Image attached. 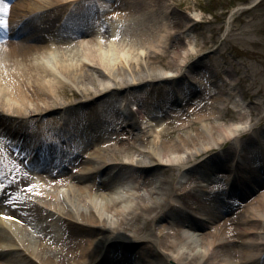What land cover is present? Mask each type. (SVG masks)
<instances>
[{
    "label": "bare ground",
    "instance_id": "bare-ground-1",
    "mask_svg": "<svg viewBox=\"0 0 264 264\" xmlns=\"http://www.w3.org/2000/svg\"><path fill=\"white\" fill-rule=\"evenodd\" d=\"M119 1L121 0L114 1L116 4L113 3V12L105 11L104 14L101 10L95 18L97 3L101 2L99 0H0V21L4 24L0 27V126L5 135H9L11 131L12 136H18L20 133L21 140L20 145L11 144L2 154L12 162L19 161V158L23 161L14 166L19 172L14 183L10 181L2 187L0 182V190L2 198L5 195V198L20 199V205L13 209V215L17 216L16 221L18 219L25 228L20 230L12 222L0 220V264H144L148 257H155L160 264H167L169 259L177 264H231L228 260L232 255H239L241 261L238 264H249L250 252L246 249H236L235 246H250L252 249L249 251H258L261 247V252H264V242L243 241V238L248 240L253 237L246 236L256 233L253 230L258 225L259 228H264V217L255 213L258 207L264 208V181L258 176L253 183L255 175L244 170L253 169L254 162L257 166L264 165V156L262 157L261 153L264 152V144L258 146L261 152L256 158L257 162L252 160L255 158L251 157V146H247L252 138H248L242 144L243 147L241 145V148L236 149L239 160L242 159L249 165L247 168H241L242 164L238 160L235 162L236 167L230 170V164L226 167L225 164L218 163L212 167L206 163L216 157V154L210 157L204 155L206 150L216 148L218 155L223 156L224 151L217 147H221L230 139L234 141V148L244 133L242 124L248 122L247 116L242 121L244 115L239 111V123H210L211 119L216 117L213 112H219L217 117L221 118L219 108H216V111L214 109V102L222 99L219 94L218 97L214 94L218 93L217 91L212 92V96L191 98L186 94L183 98H174V104L170 103L166 112L170 116L173 113L175 123L171 131L177 130L178 133L175 138L168 137L170 140L156 139L160 133L165 137L169 135L170 130L165 131L164 128L169 121L166 118L170 116L162 114L159 118V111L153 110L147 114L143 113L141 119L138 116L131 119L129 116H121L119 106L117 108L113 103L106 113L97 114L95 126L115 123L113 126L117 129L114 132L108 136L97 131V128L92 132L84 131V136L73 134L72 139L67 138L66 142H62L63 145L52 143L46 147L45 143L38 144L37 136L29 135L31 131L21 129L19 125L13 127L7 121L18 117L35 122L42 112L51 108L61 114L66 130L72 132L73 128H67L66 125H71L69 115L73 109H79L82 105H99L104 103L107 97L114 99L115 95L119 94L126 99L132 90H141L145 85H152L157 81L176 83L189 75L193 77L190 73L196 69L188 64L184 68L171 69L179 61L184 62L190 54L187 53V45L179 47L184 41H179L177 33L166 32L163 18L154 15V11H148L146 4L151 5V2L141 1L132 5L129 0H122L121 3ZM83 2H87L86 5ZM154 6H157L160 12L164 0H154ZM65 10L70 15L68 19L84 23L83 26L73 27L74 40H63L62 43H65V47H75L76 51L88 58L91 66L89 71L84 69L88 62L77 60L75 64L60 55L69 50L64 51L57 46L56 33L52 31L61 25H68ZM116 13V18L121 21L113 18V29H110L108 36H105V33L103 36L106 38H103L101 27L105 28L107 24L108 28L109 15ZM145 14L151 19L157 17L156 21L144 22ZM99 17L107 21L104 22ZM159 18L163 22H158ZM181 24V28L186 25L182 22ZM187 29H182L183 34ZM20 32L26 33L27 39H21ZM42 32H48L52 41L46 40L38 44L29 42ZM172 37L176 42L172 46L174 48L170 52V59L162 63L163 58H159L168 54ZM152 47L160 50L151 51ZM189 48L193 49L191 45ZM142 54L144 59L146 55L148 57L143 64L140 58ZM157 63L160 65H156ZM201 65L202 63L198 68L200 70L203 69ZM105 78L111 80L110 85L103 80ZM77 81H83V89L76 84L79 83ZM70 82L75 86L68 90L67 85L69 86ZM222 92L228 95L225 89ZM79 96L84 97L85 101H78L76 98ZM60 98L63 102H60ZM189 102L201 108L203 112L192 111ZM128 107L132 113L138 110L137 102L132 100L129 101ZM79 111L81 116L87 113L84 110ZM1 112H5V119ZM53 121L54 118L52 123ZM201 121L208 122L203 124ZM194 124L196 125L189 130V126ZM137 128L138 132L135 133ZM141 128H145V131ZM61 136L62 134H59L60 140ZM89 136H94V139ZM254 136L264 143L263 135ZM86 139L91 142L89 146L84 142ZM83 143L86 149L82 147ZM66 150L69 151L67 159L77 164V174L71 179L75 182L74 188L71 185L68 187L63 179L46 176L52 173L47 165L61 164L62 161L56 160L55 157L65 154ZM82 152L84 155L81 156ZM199 155L203 157L201 162L192 159ZM134 156L141 158L133 160ZM144 157L147 160L142 161ZM189 161L190 164H187ZM176 165L178 171L182 169L186 174L183 176L184 180L177 187L162 185L158 170H164V174L169 173ZM224 166L228 168L227 176L231 177L234 187L231 188V194L226 196L225 183L220 184L219 188L222 189L224 197L219 198L217 194L220 189L214 192L216 189L211 188V185L220 182V176L215 170L223 169ZM56 171L60 177L70 174L69 166L65 164ZM101 173L108 174V177L99 179ZM127 174L131 177L128 178ZM118 175L126 176L131 183H136L133 188L125 190V198L103 191L110 189L115 192L118 184L115 185L114 182ZM32 180L38 183V187H42L35 189ZM244 180H248L251 186L246 187ZM43 185L62 186L66 195L61 197L57 192L44 195ZM239 189L242 191H238ZM232 196L234 197L231 198ZM173 197L180 199L184 207L172 203L170 199ZM204 198L214 201L213 208L218 204L223 206L216 216L217 220L209 225L206 220L196 219L189 222L183 209L193 207L192 204L195 203L197 213L205 212L201 209ZM1 203L2 201L0 215H4L5 209ZM205 213L207 220H214L213 210ZM167 218L174 221L177 230L173 228L164 232L163 228H159L158 233L154 234L153 225H157V222L161 225L162 220ZM139 219L145 221L143 225H137ZM32 221L41 222L38 231L37 225H34L36 223ZM234 222L242 225L240 231L233 228ZM56 223L58 227L53 228ZM31 224L34 225L35 231ZM185 225L193 232L192 237L183 231ZM196 233L202 238L199 240L201 244L195 237ZM172 238L187 244V249H182V245H177ZM161 246L170 252H161ZM262 257L260 261H257V258L254 264H264V256Z\"/></svg>",
    "mask_w": 264,
    "mask_h": 264
},
{
    "label": "rangeland",
    "instance_id": "rangeland-1",
    "mask_svg": "<svg viewBox=\"0 0 264 264\" xmlns=\"http://www.w3.org/2000/svg\"><path fill=\"white\" fill-rule=\"evenodd\" d=\"M85 1V0H83ZM88 1V0H87ZM96 1V0H95ZM100 3H97V13L95 15V18H97V14L102 10L105 14V11L111 13L113 3L116 4L118 0H99ZM116 1V2H114ZM126 1V0H124ZM131 1V4L134 5V3L137 2H144L148 0H129ZM158 1V0H157ZM163 1V0H159ZM98 2V0H97ZM120 3L122 2L119 1ZM118 2V3H119ZM150 4L148 5V8H152V10L155 12L154 15H159L161 12V17L164 20V23H166V32H170L171 34L177 33V38L182 39L184 42L179 45L181 48L182 45H187L188 52L190 55L186 56L184 62L179 61L177 64L173 66L171 69H177L181 67H185L187 64L190 65L192 68H195V72L190 73L193 75L191 77L187 76L186 78H181L175 82H160L157 81L152 83V85H145V87L141 88V90L134 91L132 90L130 93L127 94L128 99L126 102L128 103L130 100L137 102L138 110H135L130 112V108L124 107L123 113L127 114L129 117H136L138 116L141 119V116L144 114L152 112L153 110L159 111L157 114L160 118V116L163 114L165 116L167 115L166 109L167 106L171 103L174 104V97L176 95H179L180 98H183L186 94H188L189 97H202V96H212L214 94H218L221 100H216L214 102V109L216 111V108H219V111H221V118H218L217 115L219 112H213L216 116L214 119H211L210 123H227L230 124L232 121L236 123L238 120V112H243L244 118L242 121L245 120V116H248V119H250V123L247 124L243 123L241 127L244 129H249L250 124H254L249 130H246L244 134L240 136V140L235 143L234 148L233 144L234 141L228 139V141L225 142L224 145L221 147H217L224 151L223 156L218 155V149L216 148H210L204 152V155H208V157L213 156L216 154L215 160H211L209 162L206 161V163L211 164L210 166L215 167V164L223 163L226 167H229V164H232L231 167L234 166V163L232 160L235 159L236 154L238 151H236L237 148H241V145L246 142L248 138H252L251 143H247V146H251L250 148L253 150L251 153V157L255 158L252 159L257 162L256 158L258 157L259 153L261 152L258 146H262L264 143H262V140L256 138L254 135L264 136V0H164V6L160 8V12L156 9L154 6V0H150ZM173 2V4L171 3ZM86 3L87 2H83ZM162 9V10H161ZM54 14V13H53ZM52 14V15H53ZM65 14L68 15V11ZM61 15L63 16V13L61 11ZM70 15L67 16V23L68 25H61L58 29L54 28V33L60 34L61 36H67L65 38L71 40L74 38V28L75 26H83L82 21L76 20L72 21L71 19H68ZM117 13L116 15H109L108 17V23H109V30L107 35L111 33L110 29H113V26H111L112 19H117ZM2 19V18H0ZM157 17H148V14L144 15V22L148 23L153 20L156 21ZM182 19V20H181ZM66 20V19H65ZM118 22L121 21V19H117ZM181 20V21H180ZM64 21V20H63ZM105 21H107L105 19ZM162 21L161 18L158 19V22ZM117 22V23H118ZM163 22V21H162ZM186 24L183 28H188L187 31L183 34L182 29L180 26L181 24ZM64 24V22H63ZM90 24V22H89ZM106 26H108L106 24ZM103 28L105 31L107 27ZM28 33V31H25ZM129 33H132L134 31H128ZM26 33L20 32L19 36L21 39H27L25 38L28 35H25ZM48 32H42L41 35H39L34 40H30L31 43H41L52 41L50 35H48ZM174 36V35H173ZM19 38V37H18ZM170 44V47L168 48L167 52L168 54L165 55V57H161L159 59H162V63L170 59V52H172L174 46V42H176L175 38L172 37ZM56 42V41H55ZM57 45H61V43H57ZM189 45L192 46L193 49L189 48ZM151 51H159L158 48H150ZM61 52V51H60ZM62 54V53H60ZM148 59L147 55L145 59L143 56L141 57V63L143 64ZM78 60V59H77ZM76 58L70 59L69 61H72L76 64L77 62ZM83 60V59H80ZM79 60V61H80ZM85 62H88L84 69L89 71L90 70V62L88 61V58L83 60ZM97 61V60H96ZM202 63L200 68V63ZM100 64V63H99ZM160 65V64H156ZM101 66V64H100ZM160 67V66H156ZM80 72V70H79ZM176 78V77H172ZM106 84L110 85L111 80L109 78L103 79ZM79 83L78 86L83 89L82 82L83 81H77ZM67 85L68 90H70L73 86H75L73 83H68ZM169 84V85H168ZM177 87H176V85ZM192 86H191V85ZM90 87V85H87ZM228 93H223L222 90H224ZM217 91L218 93L212 94V92ZM212 94V95H211ZM122 95V94H121ZM78 101H85V98L82 96H79L76 98ZM81 99V100H80ZM124 100L122 96L115 95V98L113 99L111 96L107 97V100L104 103H100L99 105H82L79 109H73L69 115V118H71V125H66L67 128H73L72 132H68L64 126V121L60 117L59 113H57L54 109H48L47 111L42 112L38 117L42 118L37 119L34 121H31V119L28 120H21L18 117H16L13 121L11 119H7L12 126L19 125L21 129L23 130H29L31 131V134L33 136H41L39 139L38 144L43 145L47 147L48 144H52L54 141H57L55 136L59 131H63L62 133H65L68 138H73L72 135L75 136L80 135L84 136L87 132H92L94 129H98L97 131L102 132L105 135H110L113 132V125L115 123H110L109 125H102L100 122V126H95V119L97 114L99 113H106L108 110L107 108H110L112 106V103L117 105L119 101ZM163 100L168 101V103H165ZM60 102H63V100L60 98ZM218 103V104H217ZM111 104V105H110ZM217 104V105H216ZM67 106L69 104H66ZM65 105V106H66ZM189 107L192 109V111L200 112L202 111L201 108L198 106H195V104L189 102ZM112 108V107H111ZM171 109V107H169ZM79 110L87 111L83 116L80 115ZM97 110V112H94ZM114 110V109H113ZM173 110V108L171 109ZM115 111V110H114ZM174 112V111H173ZM203 112V111H202ZM2 117H6L5 112H1ZM135 113V114H134ZM54 118V121L52 123V120ZM56 118V120H55ZM34 120V118L32 117ZM143 120V119H142ZM167 126H165L164 130L169 131L173 128L175 120L173 113L170 116V118H166ZM165 120V121H166ZM148 122V121H147ZM203 124L207 123L208 121H201ZM196 124L189 126V130L193 128ZM52 126V127H51ZM14 127V126H13ZM18 127V126H17ZM52 128V129H51ZM0 129H2V126H0ZM55 131V133H53ZM85 131V133H83ZM94 131V132H97ZM133 131V129H132ZM185 131V130H184ZM183 131V132H184ZM254 131L255 133H252ZM93 132V133H94ZM135 133L138 132L137 130L134 131ZM68 133V134H67ZM70 133V134H69ZM92 133V134H93ZM178 131H170L169 135L167 137L163 136L162 133L158 134L157 138L158 141L162 138H165L166 140H170L171 138L168 137H176ZM54 134V135H53ZM51 135V136H50ZM73 135V136H74ZM81 139V137H79ZM91 139H94V136L90 137ZM76 140V139H75ZM78 140V139H77ZM157 141V142H158ZM81 142V141H80ZM21 140L15 138H6L3 135L0 134V182L2 187L6 183L8 185L9 179H12L13 182L17 178V174L19 173L17 170H15L14 166L20 165L23 161L22 158H19V154L17 157L19 158V161H14L10 158H8L5 154H2L3 151H6L10 148L11 144L20 145ZM262 143V144H261ZM140 147V146H139ZM243 147V145H242ZM264 149V148H263ZM82 150H84L82 148ZM43 152V151H42ZM105 155H106V151ZM19 153V152H18ZM264 153V152H261ZM81 155V154H80ZM79 155V159H81V156ZM141 157H135L133 160L140 159ZM202 155L196 156L192 159H198L196 162H201ZM191 159V160H192ZM147 160L146 157L142 158V161ZM241 165V168L248 167L244 160H239ZM253 161V162H254ZM191 161H189L187 164H190ZM69 171L70 169H74L75 172L77 170V164L74 161H70L68 164ZM224 166V167H225ZM253 169H246L244 172H254V170H257V163L253 165ZM47 167L51 169L52 173L46 174L48 178H54V179H63L64 183L67 182V184H70L74 187L75 182L71 180L70 177H73L77 174V172L74 175L70 176H62L60 177L58 175L59 172L56 171V169H53V164H48ZM223 169H216L215 172L219 174L221 177L220 179H224L227 175V169L226 167ZM229 167V170L231 169ZM12 169L14 171H12ZM157 170V169H156ZM154 170V171H156ZM113 172V171H112ZM117 172V171H116ZM115 172V173H116ZM153 170H151L150 173H152ZM148 173V174H150ZM182 173V174H181ZM186 175L183 170L178 171V166L176 165L174 168H172L169 173L164 174V170H158V177L163 182L162 185H165L167 187L175 186L184 180L183 176ZM108 177V174L101 173L99 175L100 178H106ZM131 177V175H130ZM156 177L158 180L159 178ZM258 178V177H257ZM219 179V180H220ZM117 177H115V182L117 183ZM155 180V178H154ZM221 182L218 184L211 185V188L216 189L214 192H216L220 186ZM151 185V184H150ZM0 187V188H2ZM49 186H43V189H47ZM38 188V187H37ZM151 188V187H150ZM42 189V192H43ZM104 189L103 191L106 193L112 194L113 192L110 191V189ZM57 195L60 193V190H56ZM54 193L50 189V191H45L43 194H51ZM65 195V194H63ZM172 203L182 205V202L177 197H173L170 199ZM20 199L16 200L13 198H5L2 200L1 206L3 209H5V212L9 217H16L13 215V209L17 206H19ZM193 207L189 208H182L188 216V221H195L197 218V211L195 206L196 204H192ZM261 209H264L263 207H258L255 211L261 212ZM264 210H262L263 212ZM5 216V214L3 215ZM18 220V219H17ZM53 221V219L51 220ZM187 221V222H188ZM198 221V220H197ZM33 223H36L34 225H37V231H38V225L41 224V222L32 221ZM143 219H139L137 221V225H143L144 224ZM161 222V221H160ZM171 222V224H170ZM172 219H163L160 223L157 222V225H153L152 231L154 234L158 233L159 228H163L162 230L164 232H168V230H172L173 228L177 230V227L173 224ZM34 225L31 224L35 231ZM29 226V227H31ZM158 226V227H157ZM165 226V227H163ZM233 228L237 231H240L242 229V225H239L238 223H234ZM260 225L257 226V228L254 231L256 233H250L246 237H250L253 235L252 238H249L246 240V238H243V241H251V242H258L263 243L264 242V228L260 227ZM31 227V228H32ZM57 223L53 225V228H56ZM183 228L184 232L191 233V229L188 227V225L184 226ZM204 229V227H203ZM200 231V230H199ZM200 233V232H199ZM199 233L196 234L197 238L201 240ZM153 239H157L152 237ZM172 240L177 244L179 240L172 238ZM239 240H241L239 238ZM202 243V242H201ZM239 243V241H237ZM235 248L244 250L246 249L247 252H250V260H254L258 253L261 251V247H259L258 251H249L252 249L250 246H239L236 245ZM159 250L161 252H167L165 249L159 247ZM261 254V253H260ZM5 257V256H2ZM3 260V259H2ZM241 259L239 255H232L228 263L238 264ZM3 262H5L3 260ZM148 264H160V262L155 257H148ZM253 262V261H252ZM167 264H177L175 261L170 260Z\"/></svg>",
    "mask_w": 264,
    "mask_h": 264
},
{
    "label": "snow or ice",
    "instance_id": "snow-or-ice-1",
    "mask_svg": "<svg viewBox=\"0 0 264 264\" xmlns=\"http://www.w3.org/2000/svg\"><path fill=\"white\" fill-rule=\"evenodd\" d=\"M4 24H3V21H0V27H3Z\"/></svg>",
    "mask_w": 264,
    "mask_h": 264
}]
</instances>
